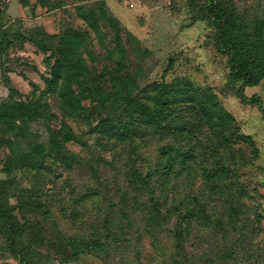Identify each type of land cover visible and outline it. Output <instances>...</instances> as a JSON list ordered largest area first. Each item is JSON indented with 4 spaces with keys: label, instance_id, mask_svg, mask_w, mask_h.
Segmentation results:
<instances>
[{
    "label": "rangeland",
    "instance_id": "374dc122",
    "mask_svg": "<svg viewBox=\"0 0 264 264\" xmlns=\"http://www.w3.org/2000/svg\"><path fill=\"white\" fill-rule=\"evenodd\" d=\"M232 1L249 25L264 21V0ZM204 2L0 0V178L40 264H264V79L239 96L212 22L197 14ZM40 28L78 40L57 83L56 57L26 38ZM182 80L209 110L163 117L177 132L142 119L121 137L129 97L153 109L160 86ZM65 124L75 137L63 159L48 144ZM134 171L148 179L142 191ZM0 264H25L1 235Z\"/></svg>",
    "mask_w": 264,
    "mask_h": 264
},
{
    "label": "trees",
    "instance_id": "16d2710c",
    "mask_svg": "<svg viewBox=\"0 0 264 264\" xmlns=\"http://www.w3.org/2000/svg\"><path fill=\"white\" fill-rule=\"evenodd\" d=\"M197 14L201 17L210 19L214 26V36L218 47L221 51L227 54L228 63L231 68V76L234 81L239 84L238 92L242 99H248L245 88L248 86H256L264 79V21L257 20L253 25H249L248 22L236 12L235 5L232 0H207L202 5H198ZM108 20H110L107 17ZM112 21V20H111ZM21 36V34L19 35ZM76 34L67 31L63 34H49L44 29H37L35 32L27 35V39L34 42V44L43 51H50L51 55L55 56V62L52 66V77L49 79L50 83H57L61 78V72L64 68L71 69L73 61L70 59V52L75 51V43L78 41ZM55 39L58 41L55 42ZM116 45L119 48H123L121 35L119 29L116 33ZM1 50L5 49L8 45L7 39L1 41ZM77 47V46H76ZM71 52V53H72ZM123 69V62H119V66L116 71ZM113 71H108L111 78H116L117 75ZM105 74H102L96 85L91 89L90 93L92 97H101L103 91V79ZM180 86L167 88L165 85L160 86V96L156 101L153 109L148 107H142L139 109V103L134 97H129L128 106L126 107L127 114L131 122L118 126V133L129 131L130 133L137 132L136 121L142 122V119L153 124L160 123L161 129L167 131H179L181 126L179 124H167L161 123L163 117L173 114V111L179 112L181 117L189 119L195 110H209L203 99L200 101V107L198 106V99L200 93H196V90L192 88L190 82L182 80L178 82ZM76 96V94H74ZM197 100V101H196ZM250 100L255 101V96H252ZM78 105L80 99H78ZM257 103L259 101L257 100ZM81 105V104H80ZM22 106L20 107V109ZM182 114H181V111ZM183 115V116H182ZM65 131L60 138L57 132L52 131L49 139V150L54 152L59 157L66 159L69 157L65 142L75 137L72 129L65 124ZM120 136V134H118ZM126 135L121 134V137ZM246 140H251L250 135H242ZM173 157V156H172ZM176 159V157H174ZM23 160L22 156L16 157L15 160L6 165L7 169H12L16 166L18 161ZM173 163V162H172ZM167 166V165H166ZM165 166V167H166ZM131 181L135 183L137 191H142L148 184L147 177L145 178L141 173L132 172ZM158 203L154 204V208L149 209L151 219L156 218V212L159 211ZM194 205L199 210H205L206 205L198 200L197 196H194ZM188 216L194 215L196 210L194 207L187 209ZM16 206L11 204L5 188L4 182L0 178V235L7 244L10 252L19 257L21 262L25 264H40L35 259L36 251L33 250L31 245L25 240L26 229L22 224ZM87 245H98L97 242L91 244V241L82 240ZM39 259V258H38Z\"/></svg>",
    "mask_w": 264,
    "mask_h": 264
}]
</instances>
